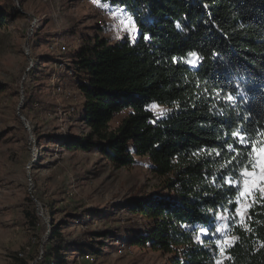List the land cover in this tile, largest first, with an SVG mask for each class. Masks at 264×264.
<instances>
[{"label":"trees","instance_id":"trees-1","mask_svg":"<svg viewBox=\"0 0 264 264\" xmlns=\"http://www.w3.org/2000/svg\"><path fill=\"white\" fill-rule=\"evenodd\" d=\"M97 1L124 10L136 29L115 41L87 40L70 53L73 77L83 76L71 114L89 132L63 146L95 150L117 169L147 157L151 172L165 180L132 200L130 210L147 226L131 244L174 254L170 264H216L222 238L216 213L227 208L231 241L221 264H264V194L256 192L238 219V189L226 183L240 171L227 148L237 139L232 132L243 127L256 138L264 129V0ZM15 13L0 0V31ZM191 53L200 57L196 66L183 62ZM228 93L234 102L224 98ZM54 253L52 264H64Z\"/></svg>","mask_w":264,"mask_h":264},{"label":"rangeland","instance_id":"rangeland-1","mask_svg":"<svg viewBox=\"0 0 264 264\" xmlns=\"http://www.w3.org/2000/svg\"><path fill=\"white\" fill-rule=\"evenodd\" d=\"M2 1L16 13L0 31V264H52L54 252L64 264H86L87 254L92 264H170L174 254L131 244L147 226L130 210L132 200L165 181L148 158L117 169L95 150L63 146L89 132L71 114L83 76L73 77L70 53L87 40L129 34L120 9L97 0ZM126 115L118 114L111 128ZM235 187L241 213L234 215L243 219L259 188L243 197V183ZM228 229L220 232L219 261L231 241Z\"/></svg>","mask_w":264,"mask_h":264},{"label":"snow or ice","instance_id":"snow-or-ice-1","mask_svg":"<svg viewBox=\"0 0 264 264\" xmlns=\"http://www.w3.org/2000/svg\"><path fill=\"white\" fill-rule=\"evenodd\" d=\"M107 7V5H105ZM120 14L124 19L120 20V24L122 25V30H127L129 35L133 33L136 29V24L131 16H129L124 10H120ZM179 28L180 25L178 24ZM149 37L145 36V39ZM200 60V57L196 53H191L189 58L185 59L183 62L186 64H190L192 66H196ZM174 62H179L174 59ZM222 89L217 90V95L219 96ZM243 95V92L237 93ZM228 101L235 100V95L233 93H228L224 97ZM151 107L153 109L157 108L156 104H152ZM247 119V117H245ZM232 136L237 138L233 143L227 144V148L229 152H233L236 154L234 159L239 158L237 163L240 167L239 177L236 179H226V183H229L233 186H239L240 183H243V190L240 191L239 195L243 197H248L254 194L256 188H259V191L264 194V139L260 137H264V129H257L255 133V137L249 133L245 128H237L232 132ZM227 143V142H226ZM234 144H238L239 147H235ZM247 154V159H244V154ZM229 163H232L230 160ZM239 199L237 200V205H239ZM231 203V201H230ZM236 212L241 213V209L239 206L236 208ZM216 217L218 221H223V223L217 224L216 232L219 233L223 229L228 227V221L231 219V214L228 209H223L222 213H216ZM200 232L203 235H212L209 233L207 229L201 228ZM197 239H200L197 236ZM219 244L220 241L217 240ZM216 264H221V261L217 260Z\"/></svg>","mask_w":264,"mask_h":264},{"label":"built area","instance_id":"built-area-1","mask_svg":"<svg viewBox=\"0 0 264 264\" xmlns=\"http://www.w3.org/2000/svg\"><path fill=\"white\" fill-rule=\"evenodd\" d=\"M96 8V7H95ZM97 9V8H96ZM99 14L102 16H107L108 15V8H98L97 9ZM122 246V249L121 250H124V247L126 246L125 244L124 245H121ZM122 252V251H121ZM84 261L86 264H92L94 261H93V257L91 255H85L84 256Z\"/></svg>","mask_w":264,"mask_h":264}]
</instances>
